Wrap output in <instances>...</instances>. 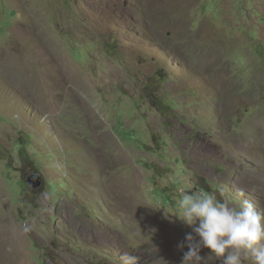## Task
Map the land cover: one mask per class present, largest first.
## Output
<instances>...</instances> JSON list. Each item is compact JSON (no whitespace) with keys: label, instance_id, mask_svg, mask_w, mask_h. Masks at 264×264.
I'll return each instance as SVG.
<instances>
[{"label":"rangeland","instance_id":"rangeland-1","mask_svg":"<svg viewBox=\"0 0 264 264\" xmlns=\"http://www.w3.org/2000/svg\"><path fill=\"white\" fill-rule=\"evenodd\" d=\"M197 188L264 214V0H0L16 264H182Z\"/></svg>","mask_w":264,"mask_h":264},{"label":"clouds","instance_id":"clouds-1","mask_svg":"<svg viewBox=\"0 0 264 264\" xmlns=\"http://www.w3.org/2000/svg\"><path fill=\"white\" fill-rule=\"evenodd\" d=\"M242 189L237 190L240 198L233 206L222 201L216 194L197 188L182 192L179 201L178 219L192 228L178 248L187 247L182 264H204L200 255L207 249L208 257L220 264H264V214L254 209ZM122 264H137V257L124 254Z\"/></svg>","mask_w":264,"mask_h":264},{"label":"bare ground","instance_id":"bare-ground-1","mask_svg":"<svg viewBox=\"0 0 264 264\" xmlns=\"http://www.w3.org/2000/svg\"><path fill=\"white\" fill-rule=\"evenodd\" d=\"M3 228V227H2ZM5 229V228H4ZM9 233V232H8ZM7 233V234H8ZM5 234V233H4ZM1 236V235H0ZM2 237V236H1ZM0 237V264H16V261L22 259V254L11 250L13 243L9 239L1 240ZM9 237V236H8ZM11 237V236H10ZM18 237V236H17ZM16 239V238H15ZM20 241V239H19ZM18 242V241H17ZM16 242V243H17ZM15 245V244H14ZM24 253V252H23ZM25 258V257H24ZM24 260V259H22Z\"/></svg>","mask_w":264,"mask_h":264},{"label":"water","instance_id":"water-1","mask_svg":"<svg viewBox=\"0 0 264 264\" xmlns=\"http://www.w3.org/2000/svg\"><path fill=\"white\" fill-rule=\"evenodd\" d=\"M27 182L33 190H37L43 185L42 177L39 174L29 175L27 178Z\"/></svg>","mask_w":264,"mask_h":264}]
</instances>
